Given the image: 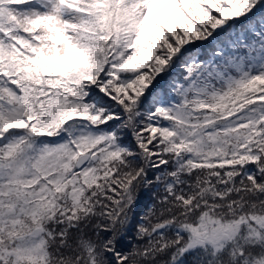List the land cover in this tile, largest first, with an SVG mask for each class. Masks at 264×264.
Here are the masks:
<instances>
[{
  "label": "snow or ice",
  "instance_id": "obj_1",
  "mask_svg": "<svg viewBox=\"0 0 264 264\" xmlns=\"http://www.w3.org/2000/svg\"><path fill=\"white\" fill-rule=\"evenodd\" d=\"M0 264H264V0H0Z\"/></svg>",
  "mask_w": 264,
  "mask_h": 264
}]
</instances>
